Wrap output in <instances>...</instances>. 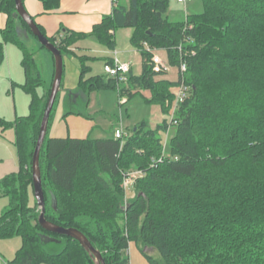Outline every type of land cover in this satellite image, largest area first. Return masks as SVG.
Listing matches in <instances>:
<instances>
[{"label":"trees","instance_id":"trees-1","mask_svg":"<svg viewBox=\"0 0 264 264\" xmlns=\"http://www.w3.org/2000/svg\"><path fill=\"white\" fill-rule=\"evenodd\" d=\"M39 1L47 11L61 4ZM201 1L204 12L184 22L169 19L170 0H117L113 13L89 34L47 37L37 25L63 58L74 55L72 48L89 37L113 51L116 31L130 29L131 44L142 55V73L131 71L128 83L119 86L104 69L91 75L94 57L79 56L78 91L89 96L116 90L129 101L146 91V102L168 116L155 128L137 125L123 139L51 138L62 80L40 154L45 218L83 233L105 264H129L131 242L150 264H264V0ZM0 14L7 16L0 30V68L6 46L19 48L22 88L32 98L29 116L15 122L0 118V131H15L19 164L18 172L0 180V197L9 199L0 217V239L21 237L23 242L9 263L96 264L79 241L39 224L32 161L55 58L40 44L54 63L46 81L27 44L29 37L37 38L17 15L15 0H0ZM144 42L166 50L171 66L187 64L184 77L191 95L176 111V125L170 124L167 103H174L179 83L153 72ZM170 127L174 134L166 153L162 134ZM161 157L162 163L152 167L151 161ZM132 167L146 175L127 200L123 172ZM149 249H156L161 260L149 256Z\"/></svg>","mask_w":264,"mask_h":264},{"label":"rangeland","instance_id":"rangeland-1","mask_svg":"<svg viewBox=\"0 0 264 264\" xmlns=\"http://www.w3.org/2000/svg\"><path fill=\"white\" fill-rule=\"evenodd\" d=\"M124 1L125 0H122V2ZM204 9V3L201 0H189L186 4H180L177 0H170L168 17L173 22H184L188 15L202 14ZM115 38L117 49H119L121 53L119 59L122 61V57H125V59L132 64L133 74L140 75L142 73L143 59L142 55L140 53H136V50L131 44L132 31L130 30V32H128L127 29H118L116 31ZM94 39L95 38L92 40L93 42ZM95 41L97 40L95 39ZM94 43L101 52L104 53V51L107 50V48L98 44V41ZM27 44L30 50L35 54L37 65L42 72L44 80L50 81L54 68V63L50 54L46 50H43L39 41H37L32 36L27 40ZM80 46L82 47L77 51L76 54L71 56L66 55L63 59V88L57 101L56 111L59 107V104L61 103V100L64 98L63 92L65 89L78 92L77 90L80 80V63L78 60L79 56L87 55L94 57L96 60L89 62V66L92 67L91 75L103 74V67L105 64L104 58H106V56L102 53L86 51L84 49L86 46L84 43H81ZM156 50V54L158 56H160L164 61L169 62L166 50L158 48ZM122 52H125L124 55ZM7 59L10 65V75L7 74L6 70L3 71V69H5L3 67L8 65ZM22 60V52H20L19 48L14 45H8L6 48V59L4 66L2 65L0 68V118H3L8 122H15L18 118L27 117L30 115L32 98L22 88L24 83H22V81L25 79L24 70L22 68ZM89 76L90 75H87V78ZM178 77V67L171 66L169 73L162 75L159 78L161 80L177 82ZM148 96V92L143 91L142 93L134 96L133 99L129 101L127 97L120 99V95L116 90L95 91L89 96L83 94L77 105L65 107V110L79 114V117H83L85 120L92 122L94 130L91 133V138H112L114 137L116 129H122L125 134H131L132 130L143 122H145L149 127L155 128L158 124L162 123L164 119L168 118V116L163 114L159 105H153L146 102V97ZM170 117L171 112L169 120ZM11 130L12 129L7 130V134L0 138L1 141L4 140L5 145L8 147H10L11 144L14 146V141L11 139V134H13V131ZM173 134V131L166 135L162 134L164 143L167 141L166 153H168V143ZM2 152V149H0L1 156ZM136 171L143 170L132 167L123 173L127 174ZM134 187L135 186L131 187V189L127 191V200L133 196ZM8 208L9 199L6 197H0V217H2ZM22 245L23 242L21 237L0 239V256L6 262H12ZM147 252L153 259L158 261L161 260L160 254L156 249H149Z\"/></svg>","mask_w":264,"mask_h":264},{"label":"crops","instance_id":"crops-1","mask_svg":"<svg viewBox=\"0 0 264 264\" xmlns=\"http://www.w3.org/2000/svg\"><path fill=\"white\" fill-rule=\"evenodd\" d=\"M24 7L28 14L34 18L36 24L44 30L47 37L62 38L67 31L79 34L91 33L96 25L101 24L106 16H109L113 13L115 5H113L111 0H61L59 9L47 11L43 3L39 0H24ZM6 22L7 16L5 14H0V30H3L6 27ZM127 30L130 32V29ZM93 38L94 37H89L79 41L72 48L74 54H76L77 51L82 47L80 46L81 43H84L86 45L84 47L86 51L102 53L106 57L111 58L109 53L113 51L107 49L104 51V53L101 52L94 43L97 41H95V39L94 42L92 41ZM1 40L2 37L0 35V41ZM7 47L8 45L6 48ZM115 51L118 53V56L121 55L119 49H117V45ZM124 53L125 52H122L123 55ZM136 53L139 52L136 50ZM122 61L128 62L125 57H122ZM3 68H5L3 71L6 70L7 74H11L9 63ZM23 82L25 83V79L22 81V83ZM82 95L83 93L80 91L73 92L72 90H64V98H61V103L59 104V107L55 113L54 122L50 129L51 138L71 137L76 139H85L91 136V133L94 130L92 122L85 120L83 117H79V114L65 110V107L77 105ZM11 131H13V134H11V139H13L15 142V131L14 129ZM5 134H7V131H0V138H2V136ZM0 149L3 151L2 156L0 155L1 180L7 175L18 172L19 164L15 145L13 146L11 144L10 147H8L5 145L4 140L1 141L0 139ZM128 257L129 264H150L148 259L134 243L129 244Z\"/></svg>","mask_w":264,"mask_h":264},{"label":"water","instance_id":"water-1","mask_svg":"<svg viewBox=\"0 0 264 264\" xmlns=\"http://www.w3.org/2000/svg\"><path fill=\"white\" fill-rule=\"evenodd\" d=\"M17 15L20 16L23 21L28 25L32 34L37 38L39 43L46 48L55 58V76L54 81L51 87L50 96L48 98L47 106L43 115L40 133L38 136L36 148L34 151L33 161H32V174H33V186H34V195L36 202L41 210V214L39 217V224L46 231L61 235L71 237L80 242L84 249H86L92 258H94L96 264H105L102 254L97 251L91 242L87 239V237L76 229H65L63 227L54 225L47 221L45 218L46 206H45V198L44 191L42 185V175L40 168V154L45 142L48 126L50 121V116L52 114L54 105L57 100V96L61 90L63 75H64V58L60 52V50L52 44L46 36L42 34L37 24L34 22L32 17L26 11L23 0H15ZM55 205V204H54ZM47 242L52 241L50 238H46Z\"/></svg>","mask_w":264,"mask_h":264},{"label":"built area","instance_id":"built-area-1","mask_svg":"<svg viewBox=\"0 0 264 264\" xmlns=\"http://www.w3.org/2000/svg\"><path fill=\"white\" fill-rule=\"evenodd\" d=\"M113 5L117 4V0H111ZM180 4H186L189 0H177ZM143 49L151 55V59L149 64L152 66L153 72L157 75L167 74L170 71L171 65L168 61H164L160 56L156 54V49L152 48L147 42L143 43ZM181 50V47L179 48ZM110 54L111 57V63L104 65V73L109 76L110 78L116 79L119 86H122L124 84L128 83L129 80V74L132 71V64L130 62H122L119 59L118 53L116 51H113ZM179 69V77L177 82L179 83L177 90H176V98L174 100V103H167V107L171 105V117H170V124L176 125L177 122L174 120L176 111L180 107L182 103H184L191 95V88L186 84L184 74L187 71V64L185 61H182ZM170 129L167 134L170 133ZM126 136L124 131L122 129H116L114 133V137L116 139H123ZM167 147V141L164 143V148L166 150ZM164 157H161L160 159H153L151 161L152 167H157L159 163H162ZM146 173L144 171H136V172H130L127 174H124L123 179V188L125 192L127 193L128 190L131 189V187L136 185L137 180L145 177ZM0 264H10L9 262H6L1 256H0Z\"/></svg>","mask_w":264,"mask_h":264},{"label":"bare ground","instance_id":"bare-ground-1","mask_svg":"<svg viewBox=\"0 0 264 264\" xmlns=\"http://www.w3.org/2000/svg\"><path fill=\"white\" fill-rule=\"evenodd\" d=\"M109 62V61H108ZM139 92V91H138ZM119 93V92H118ZM149 101V100H148ZM163 108V107H162ZM123 146V145H122ZM162 165V164H161ZM153 169V168H152ZM141 180H143V179H141Z\"/></svg>","mask_w":264,"mask_h":264}]
</instances>
